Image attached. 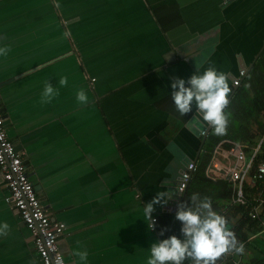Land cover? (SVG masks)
I'll return each instance as SVG.
<instances>
[{
    "label": "crops",
    "instance_id": "obj_1",
    "mask_svg": "<svg viewBox=\"0 0 264 264\" xmlns=\"http://www.w3.org/2000/svg\"><path fill=\"white\" fill-rule=\"evenodd\" d=\"M4 46V127L44 210L65 225L66 264H81L76 251H87V264H146L151 244L171 230L165 237L164 223H156L151 231L143 208L170 190L173 199L155 205L152 217L175 213L180 172L196 156L198 164L212 131L198 154L203 136L184 123L201 117L194 106L183 117L176 112L173 78L187 81L211 64L229 75L230 102L240 87L264 90V0H0ZM240 69L246 75L232 87ZM46 83L59 92L50 103L42 102ZM81 88L86 104L76 100ZM259 114L239 125L264 132ZM7 196L0 173V224L9 225L0 264H41ZM255 212L256 220L231 221L245 236L244 253L224 261H264V206Z\"/></svg>",
    "mask_w": 264,
    "mask_h": 264
},
{
    "label": "clouds",
    "instance_id": "obj_2",
    "mask_svg": "<svg viewBox=\"0 0 264 264\" xmlns=\"http://www.w3.org/2000/svg\"><path fill=\"white\" fill-rule=\"evenodd\" d=\"M54 6L60 8L58 2ZM9 51L7 46L0 47V56H6ZM67 84L68 77H61L59 85L64 87ZM171 88L173 90L171 100L180 117L190 113L193 106L196 114L201 117L197 119L194 115L191 120L184 123L193 135H202L205 126L211 128L216 136L227 135L231 119V113L227 109L232 91L227 73L218 71L215 65L210 64L202 74L194 73L187 81L173 78ZM58 95V89L46 83L42 102L50 103ZM76 100L80 104L88 103L89 97L83 88L76 92ZM169 149L177 151L174 145H170ZM172 199L173 194L170 190L160 191L144 206L143 214L149 222L147 225L149 229L156 226V220L152 218L154 206L166 205ZM190 201L191 203H179L175 214V219L182 225L180 233L183 238L173 235L152 243L146 264H185V261H191V264H217L218 260L229 254L244 253L243 243L238 241L230 229L227 218L213 210L210 197L201 198L198 193H194ZM8 229L7 223L0 224V236L6 235ZM163 234L162 230L160 235ZM73 255L79 257L81 264H87V251H76ZM55 264H65L62 255L55 258Z\"/></svg>",
    "mask_w": 264,
    "mask_h": 264
},
{
    "label": "built area",
    "instance_id": "obj_3",
    "mask_svg": "<svg viewBox=\"0 0 264 264\" xmlns=\"http://www.w3.org/2000/svg\"><path fill=\"white\" fill-rule=\"evenodd\" d=\"M245 75L246 69H240L238 76L232 80V87H238ZM4 121L5 117L0 112V173L8 192L6 201L16 210L24 227L29 231L40 263L55 264V258L58 255L63 256L60 242L64 237L65 225L52 221L44 210L28 177L23 156L15 149L7 135ZM206 135L204 130L201 136ZM262 147L264 135L253 147L229 140L218 143L205 168L206 178L230 184L232 202L244 205V185L264 183V159L256 162ZM196 168L197 165L191 161L182 169L176 185L178 195L184 193ZM255 211L256 209L249 212L248 216L255 219ZM152 218L157 222V217ZM150 230L154 231L155 228ZM259 264H264V261Z\"/></svg>",
    "mask_w": 264,
    "mask_h": 264
},
{
    "label": "trees",
    "instance_id": "obj_4",
    "mask_svg": "<svg viewBox=\"0 0 264 264\" xmlns=\"http://www.w3.org/2000/svg\"><path fill=\"white\" fill-rule=\"evenodd\" d=\"M253 92L249 94L246 88H238L234 94V98L231 100L228 109H231L235 114L236 118L240 123L248 122L253 120L257 122L260 117V112H264V95L263 87L252 89ZM248 94L252 95L248 98ZM236 98H244V103L240 105H235L233 102ZM226 136H216L213 131L210 132L208 138L202 148V155L200 156L199 162L195 173L193 174L188 187L183 193L182 203H191L190 197L194 193H198L201 198L207 196L211 198L213 210L218 214L225 216L228 220V224L231 228V221L238 220L237 222L254 220L248 216V213L255 210L259 205L264 206V183L255 182L253 185H244L245 194V204H234L232 202V188L231 185L225 181H212L206 178L204 171L211 157L214 147L224 141L229 140L237 143H245L249 147H253L256 142L254 139L261 137L264 132L259 128L254 134L247 131L244 126L236 125L229 126ZM264 159V147H262L261 154L259 155L256 162ZM174 217V212L164 213L157 217V224L164 223L165 237L172 225ZM256 220V219H255ZM181 223L175 220L173 227L171 229L170 236H177V238L182 239V234L180 233ZM237 229V228H236ZM169 236V237H170ZM239 242L245 240V236H236ZM222 261V262H221ZM218 264H230L224 261V257L217 261ZM185 264H191V261H185Z\"/></svg>",
    "mask_w": 264,
    "mask_h": 264
},
{
    "label": "water",
    "instance_id": "obj_5",
    "mask_svg": "<svg viewBox=\"0 0 264 264\" xmlns=\"http://www.w3.org/2000/svg\"><path fill=\"white\" fill-rule=\"evenodd\" d=\"M235 91V90H234ZM233 91V92H234ZM231 97V96H230ZM230 97H229V99H230ZM210 129L211 128H207L206 129V134H208L209 132H210ZM205 140H206V136H203V138H202V140H201V146H200V149H199V151H198V154H199V152H200V150H201V147L203 146V144H204V142H205ZM197 156H196V158H195V160H194V163L196 164L197 163ZM189 163V162H188ZM182 200H183V194L182 195H179V202H178V204L179 203H182ZM176 211H177V209H176ZM176 211H175V213H174V217H173V221H172V225H171V227H170V230L172 229V226H173V224H174V222H175V214H176Z\"/></svg>",
    "mask_w": 264,
    "mask_h": 264
},
{
    "label": "rangeland",
    "instance_id": "obj_6",
    "mask_svg": "<svg viewBox=\"0 0 264 264\" xmlns=\"http://www.w3.org/2000/svg\"><path fill=\"white\" fill-rule=\"evenodd\" d=\"M249 96L251 97V95H248V97ZM227 111L231 113V119H230L231 125L235 127L236 125L239 124V122H238L236 116L234 115V112L231 109H227Z\"/></svg>",
    "mask_w": 264,
    "mask_h": 264
}]
</instances>
